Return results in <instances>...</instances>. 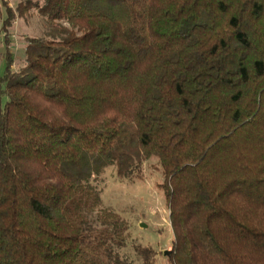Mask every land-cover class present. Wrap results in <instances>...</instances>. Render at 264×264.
I'll use <instances>...</instances> for the list:
<instances>
[{"label": "trees", "instance_id": "trees-1", "mask_svg": "<svg viewBox=\"0 0 264 264\" xmlns=\"http://www.w3.org/2000/svg\"><path fill=\"white\" fill-rule=\"evenodd\" d=\"M1 30L0 264H156L97 186L150 159L169 264H264V0H26Z\"/></svg>", "mask_w": 264, "mask_h": 264}, {"label": "rangeland", "instance_id": "rangeland-1", "mask_svg": "<svg viewBox=\"0 0 264 264\" xmlns=\"http://www.w3.org/2000/svg\"><path fill=\"white\" fill-rule=\"evenodd\" d=\"M21 1L26 0H0V78L5 72L7 52L4 32L1 30L2 21L6 17V7L15 10ZM46 28L45 21L35 9H30L25 17L15 19L7 30V44L14 69L21 67L24 62L27 41L43 36ZM0 87L3 88L4 84L1 83ZM6 101L5 95L0 94V108L4 107ZM162 181L156 160L150 159L143 165L140 178L119 179L115 168L108 167L99 176L97 186L103 204L118 212L128 223L129 238L121 253L132 256L131 245H149L157 252L156 264H169L163 253L171 250L173 234L169 211L160 188ZM141 223L145 226H141Z\"/></svg>", "mask_w": 264, "mask_h": 264}, {"label": "water", "instance_id": "water-1", "mask_svg": "<svg viewBox=\"0 0 264 264\" xmlns=\"http://www.w3.org/2000/svg\"><path fill=\"white\" fill-rule=\"evenodd\" d=\"M140 225H141V226H145L143 223H141ZM169 253H170V251L166 250V251H164L163 254H164V256H166V255H169Z\"/></svg>", "mask_w": 264, "mask_h": 264}]
</instances>
